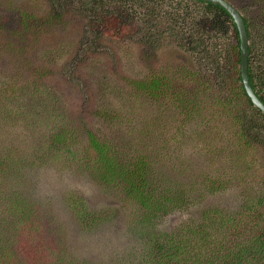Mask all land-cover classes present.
<instances>
[{
	"label": "rangeland",
	"instance_id": "obj_1",
	"mask_svg": "<svg viewBox=\"0 0 264 264\" xmlns=\"http://www.w3.org/2000/svg\"><path fill=\"white\" fill-rule=\"evenodd\" d=\"M168 1L178 4L177 0L163 4ZM227 1L246 17L251 27V64L263 68L264 4ZM171 2L173 9L184 6ZM133 4L111 8L92 0H0V157L9 154L18 173V178L14 173L0 177V220L7 214L1 194L12 191L21 194L26 213L22 219L29 217L33 222L29 225L35 226L30 231L33 238L19 234L10 238L13 264H30L34 244L39 245L42 262L53 257L65 264H111L121 259L137 264V210L117 187L103 185L82 165L90 131L114 146L119 156L126 157L124 162L135 154L139 142L152 137L160 156L168 154L172 159L175 147L182 148L191 204L180 209L170 205L157 218V229L169 231L187 218H197L206 206L232 214L259 199L257 212L246 211L255 216L252 222L249 218L247 229L264 223V131L253 142L249 138L245 147L232 137L235 130L229 121L219 122L221 132L206 129L205 135L197 122L199 114L187 119L186 105L172 102L166 93L149 97L136 87L135 82L144 81L160 61L166 73L169 67H179L183 58L187 63L194 59L192 71L197 75L200 64L178 47L177 39L163 40L165 20L160 16L155 25H161L156 35L161 43L148 44L152 25L142 21L143 10ZM131 6L138 10L134 18ZM192 19L200 20L191 16L186 22ZM218 19L225 21V15ZM235 39L232 29L225 36L216 34L207 47L209 58L217 51L231 52L227 43ZM184 42L188 45L187 38ZM215 42L218 46L212 48ZM230 57L232 66L236 56ZM201 67L198 79L209 64ZM210 82L215 80L207 79L206 89L198 90L199 101H213L219 93ZM177 125L185 137L168 149L170 143L163 145L157 139L163 136L159 131ZM63 134L62 142L57 135ZM50 144L60 149L48 150ZM161 161L166 165H158L155 173L170 186L178 166L163 157ZM11 213L20 219L15 205ZM131 251L134 255H129Z\"/></svg>",
	"mask_w": 264,
	"mask_h": 264
},
{
	"label": "trees",
	"instance_id": "obj_2",
	"mask_svg": "<svg viewBox=\"0 0 264 264\" xmlns=\"http://www.w3.org/2000/svg\"><path fill=\"white\" fill-rule=\"evenodd\" d=\"M164 1L92 0V3L108 4L111 8H116L115 4H118L119 8H128L131 2L135 3L132 6L138 5V10H143L142 21L152 25L149 28L151 36L147 39L148 44L151 45L161 43V39L157 40L156 35L161 33L162 29L159 23L155 25V18L156 16L164 18L163 40H166V36L168 38L166 41H170L171 38L177 39L178 47L187 50V53L190 54L189 58L199 60L198 75L197 71H192L195 66L194 59H188L187 63L183 58L178 64L179 67H169L167 73L160 61V67L156 66L144 81L135 82L136 87H141L144 94L158 98L166 93L172 102H177L179 106L180 104L186 105L188 109L185 118L191 119L193 114H199L200 119L197 122L201 125V132L205 135L206 129L214 134L221 132L219 122L229 121L235 130L232 137L237 138L240 146L245 147L249 144V138L252 142L253 138L258 139L260 133L264 131V114L252 104L242 84L240 66L237 68L236 65L240 62L238 35L230 15L221 6L209 1L189 0L187 3L186 0H177L178 4H173L171 1L163 4ZM261 1L264 4V0ZM170 2L171 5L184 3V6L181 9H173L169 6ZM162 4L167 5L165 11H162ZM132 6L130 7V16L134 18L138 10L136 11ZM221 14L225 15V21L218 19ZM191 16L200 18V20L192 19L190 22H186V19ZM243 18L250 38L251 27L246 17L243 16ZM229 26H231L230 29ZM205 29L211 34L202 31ZM231 29L236 35L235 42L227 43L231 52L217 51L215 57L209 58L207 47L212 43L216 34L225 36V32H229ZM261 30L264 31V29ZM185 38L188 39V45L184 42ZM217 46L218 42L211 45L212 48ZM248 46V77L255 94L264 103V65H262L263 68L258 64L252 66L250 56L253 54V48ZM194 52L197 55L192 56ZM231 54L236 56L237 63L232 62V66H229ZM262 55L264 56V51ZM260 59L263 63L264 57ZM206 64H209L208 70L206 72L202 70L204 76L202 79H198L201 77V66ZM196 78L197 82H195ZM209 78L215 80L214 83L210 82V87L219 89V93L216 94L213 101H199L200 97L197 92L198 90L201 92L202 88L206 89V82ZM185 81H187V86L184 85ZM191 83H193V87L186 93V90L192 86ZM201 103L204 106L199 107L198 105ZM254 131L256 132L255 137H252L251 133ZM181 132L179 125H177V129L176 126H170V128L160 130L159 133H162L163 136L157 137V139L163 145L170 143L169 149L173 143L179 144V141L184 139L185 135ZM57 136L62 138V142L64 141V134ZM198 137L201 138V136ZM86 140L85 149L82 151L84 152L82 157L84 169L95 175L103 185L117 187L125 200L132 202L137 210L140 225V228H135L137 241H139L136 251L138 254L136 256L137 264H264V223L258 222L252 228L247 229L249 218L252 222L255 216L246 212L251 209H254V213L257 212L262 204V199L246 204L232 214L222 209L206 206L200 211L197 218H187L169 231L157 229L155 223L157 218L166 214L170 205L180 209L191 204V195L185 178L186 159L184 153L180 152L182 148L175 147L177 151L172 159L168 154L160 156L157 143L152 137L150 140L139 142L135 154L128 156L131 159L124 162L126 157L119 156L114 146L102 140L93 131L87 133ZM52 149L60 148H55L50 144L48 150ZM69 152L70 150H68V154ZM162 157L169 160V165L178 166V172L171 177L173 181L170 186L173 188L165 184L164 180L155 173L158 165H166L161 161ZM12 160L9 154L0 157V177H7L14 173L18 178L17 169ZM212 164L216 165L217 163L212 162ZM206 176L208 177V174ZM214 179L215 182L219 181V178ZM211 188L214 187L211 185ZM5 194L6 190H3L1 195L4 196V199L2 202L5 201L6 209L4 210H7V214L0 220V264H13L15 256H13L10 247V238L18 234L25 239L33 238L35 234H31L30 231L35 226L29 225L33 223L28 221L29 217L22 219L26 213L20 203L21 194L12 193V191ZM13 205L19 210V220L13 216L14 213H11ZM38 247V244H34L32 247L33 254L30 264H65L61 259L53 257L43 262L38 260V256L40 258L42 256ZM129 255L134 254L131 251ZM42 258L44 257L42 256ZM111 264H133V262L130 259L128 262L126 259H121L111 262Z\"/></svg>",
	"mask_w": 264,
	"mask_h": 264
},
{
	"label": "water",
	"instance_id": "obj_3",
	"mask_svg": "<svg viewBox=\"0 0 264 264\" xmlns=\"http://www.w3.org/2000/svg\"><path fill=\"white\" fill-rule=\"evenodd\" d=\"M221 6L232 18L238 35L240 76L252 104L264 114V103L255 94L248 77V33L242 14L227 0H203Z\"/></svg>",
	"mask_w": 264,
	"mask_h": 264
},
{
	"label": "clouds",
	"instance_id": "obj_4",
	"mask_svg": "<svg viewBox=\"0 0 264 264\" xmlns=\"http://www.w3.org/2000/svg\"><path fill=\"white\" fill-rule=\"evenodd\" d=\"M243 16V15H242ZM244 19V18H243ZM245 22V21H244ZM247 29V28H246ZM249 38V37H248ZM248 43H249V41H248ZM249 45V44H248ZM249 47V46H248ZM248 56H249V53H248Z\"/></svg>",
	"mask_w": 264,
	"mask_h": 264
}]
</instances>
